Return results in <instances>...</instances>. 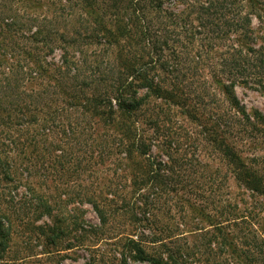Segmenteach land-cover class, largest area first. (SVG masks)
<instances>
[{
    "label": "trees",
    "instance_id": "obj_1",
    "mask_svg": "<svg viewBox=\"0 0 264 264\" xmlns=\"http://www.w3.org/2000/svg\"><path fill=\"white\" fill-rule=\"evenodd\" d=\"M224 2L194 9L200 25L214 24L224 35L239 32V38L220 54L225 67L215 80L218 93H214L215 118L210 125L215 136L213 145L229 160L245 189L264 197V174L248 165L233 141L264 132L263 115L246 111L234 91L238 82H252L264 90V52L252 64L257 65L254 71L249 68L253 54L264 46L247 45L254 38L253 16L264 25V1ZM38 3L0 0V181L13 184L12 192L6 194L9 200L4 206L0 203V258L10 246L13 229L20 225L17 217L28 207L27 197L16 191L21 184H30L28 188L37 200H32L34 207L52 220L62 223L71 217L67 209L70 199H57L47 190H33L32 179L26 182L18 169L23 161L20 154L11 153L22 152L25 143L39 148L51 138L48 143L61 151L55 156L63 168L75 164L84 168L82 163H96L104 155L115 153L117 164L139 166L141 186L147 185V176L160 186L165 183L161 174L153 169L149 172L144 165L148 161L150 167L155 166L146 158L152 146L143 137L146 127L153 124L173 130L167 122H172L176 107L198 119L197 105H209L213 99L199 86L197 66L203 62L206 48L214 46H199L198 31L192 30V23L182 17V11L166 8L164 0H129L135 5L127 8L124 20L114 22L98 10L88 9V19L76 20L72 30L61 33L39 21ZM56 49L61 51L59 61L48 60ZM3 63L8 69H1ZM226 72L227 80L223 76ZM223 101L230 108H221ZM204 130L209 128L204 125ZM59 134L62 139L54 140ZM256 160L263 168L264 156ZM86 193L102 226L109 212L102 207V199L93 192ZM106 200L110 203L111 199L102 201ZM9 205L17 223L9 216ZM215 227L221 230L222 222ZM182 234H170L168 238ZM59 235L54 233V243ZM132 244L131 255L137 260L186 264L188 254L180 248H169L167 256L162 257L149 254L141 240H132Z\"/></svg>",
    "mask_w": 264,
    "mask_h": 264
},
{
    "label": "rangeland",
    "instance_id": "obj_2",
    "mask_svg": "<svg viewBox=\"0 0 264 264\" xmlns=\"http://www.w3.org/2000/svg\"><path fill=\"white\" fill-rule=\"evenodd\" d=\"M164 1L166 8L182 11V17L192 23V30L198 31L199 46H214L206 48L207 54L197 66L201 74L199 86L213 98L211 104L197 105L198 119L186 116L176 107L172 111V122H167L173 130L166 131L152 124L144 131L143 137L152 145L146 158L155 163L150 167L148 161L145 162V169L158 171L165 183L159 186L147 176V185L141 186L139 166L136 163L133 167L117 164L115 153L104 155L103 160L96 163H82L84 168L76 164L63 168L55 156L61 151L48 143L51 138L40 143L39 148L25 143L22 152L11 153L20 154L23 160L18 166L22 177L26 182L32 179L33 190H47L57 199H70L67 209L71 217L62 223L53 221L49 214L34 207L32 200L34 203L37 200L28 188L30 184H21L16 191L21 190V195L27 197L28 207L17 217L20 225L13 229L10 246L0 258V264H153L131 255L132 240H141L147 252L155 256H167L169 248L185 250L188 254L186 264H264V197L252 194L238 180L229 160L214 147L212 138L215 136L210 126L215 118L214 93H218L216 75L225 67L220 54L226 45L239 38V32L224 35L214 24L200 25L195 19L198 12L194 9L210 3L215 6L223 0ZM225 1L226 4L228 0ZM38 2L39 21L49 27L52 25V30L59 33L72 30L76 20L88 19V9L98 10L114 22L115 19L124 20L129 12L127 8L135 5H130L129 0ZM252 28L254 38L247 45L264 46V25L255 16ZM220 36H224L223 39ZM60 52L56 49L47 59L58 62ZM263 52L264 49L251 57L253 62L249 68L253 71L257 65L252 67V64ZM1 69H8L7 64L3 63ZM227 74L223 75L225 80ZM234 91L246 111H259L264 117L262 88L252 82H238ZM219 106L226 108L229 104L223 101ZM204 125L208 131L204 130ZM262 126L264 128V124ZM258 135L233 141L240 155L247 158L248 165L260 168L263 175L264 167L257 166L256 159L264 156V132ZM58 139H62L61 134L54 140ZM12 185L6 180L0 181L3 206L9 200L6 194L12 192ZM86 192H93L100 200L111 199L110 203L101 200L102 207L109 212L102 226L92 203L87 201ZM8 207L9 216L16 221L15 213L11 212L10 205ZM217 222H222L221 230L215 227ZM56 232L60 235L54 243ZM181 232L178 238H168L170 234ZM93 243L97 245H90Z\"/></svg>",
    "mask_w": 264,
    "mask_h": 264
}]
</instances>
